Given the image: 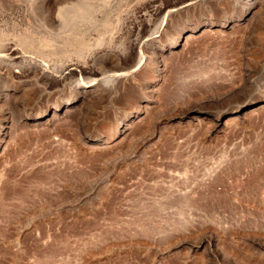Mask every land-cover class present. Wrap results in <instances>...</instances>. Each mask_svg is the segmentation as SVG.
I'll return each instance as SVG.
<instances>
[{"label":"rangeland","instance_id":"374dc122","mask_svg":"<svg viewBox=\"0 0 264 264\" xmlns=\"http://www.w3.org/2000/svg\"><path fill=\"white\" fill-rule=\"evenodd\" d=\"M47 1L0 0V9L20 20L19 34H30L46 18ZM232 7L196 8L173 18L175 26L205 15L231 23L188 35L167 56L156 98L148 97L143 78L157 72L140 69L134 83L130 78L110 96L77 101L50 125L22 126L19 108L38 104L37 97L8 102L17 125L0 146V264H264V177L253 179L264 169V102H256L264 83V0H256L246 24ZM107 24L100 25L103 32ZM92 28L99 30L96 23ZM71 43L68 48L77 49ZM152 49L147 52L159 53ZM114 59L94 61L100 76L135 65ZM1 74L0 92L13 84ZM70 83L53 95L67 98ZM24 88L37 90L31 82ZM140 102L147 105L146 118L111 137L120 110L132 112ZM236 105L249 106L213 132L211 121L189 127L170 120L191 106L209 119ZM208 234L209 243L196 247Z\"/></svg>","mask_w":264,"mask_h":264},{"label":"bare ground","instance_id":"6f19581e","mask_svg":"<svg viewBox=\"0 0 264 264\" xmlns=\"http://www.w3.org/2000/svg\"><path fill=\"white\" fill-rule=\"evenodd\" d=\"M226 3L231 7H235L236 10H234L239 17L237 20L243 21L245 24L251 20V16L255 13L256 0H145L141 3L129 5L123 0H48L46 18L41 21L40 25L37 23L36 29L32 31L33 33L29 31L30 34H25L24 32L23 35L16 31L19 29L16 26L20 20L14 21L11 19L12 15L9 11L0 9V52L3 51L5 53H0V74L5 72L13 78L12 87L3 89L0 92V146L9 133L16 128L17 124L15 125L11 121L10 110L7 105L8 102L12 105L11 102L16 101L14 98L17 99V97L28 98L35 96L38 98V100L35 98L38 104L27 103L19 108L22 110V120L26 121L25 124L22 123V126L31 125L34 127L48 125V123L50 125V122L52 123L58 117H67L77 101L82 102L88 96H110V94L120 91V89L127 87L125 85L128 79L133 78L130 84L137 80L135 77H137V72L140 69H144V72L149 73V75L157 72L152 80L147 77L143 78V80L145 79V85L147 84L149 87L148 97L156 98L164 88L159 81L161 83L164 82L163 74L166 73L165 68L168 67L167 56L175 52L183 41L189 37L188 35L197 33L199 29L212 26L223 28L231 23L227 19H213L210 18L211 16L205 15V17L199 16L195 18L196 20L193 19L186 24L175 26L171 24L173 18L184 12L186 15V13L193 9L196 10V8H201V10L213 9L217 5H225ZM12 6H15V3ZM8 10L17 11L12 8H8ZM66 10L68 11L67 14L64 13ZM107 16H112L111 21L108 22L106 20ZM93 23H96L99 28L98 32H94V28L91 29ZM101 24H107V32H103L102 28H100ZM107 26L105 25V27ZM90 34L91 36H89ZM72 41L75 45L77 43V49L68 48L72 46ZM150 45L157 49L159 53L156 51L147 52V48ZM105 55L115 58L116 62L120 64H127L128 67L134 62L135 65L129 71L126 72L125 70V73L118 72L119 74H114L116 73L114 72L110 75H103L104 77L101 75V77L97 72L98 68L96 69L94 61ZM148 64L150 66L147 67ZM122 67L120 66V68ZM202 69L204 68L202 67ZM74 77L78 79H75L74 83H72V78ZM30 82L37 87V90L24 88ZM192 82L193 84L195 83L194 81ZM66 83H70L69 87L71 89V93L68 91L70 95L68 94L67 98L53 95L52 91ZM194 87L196 88V86ZM190 90L192 91L191 88ZM256 91V100H258L256 102H264V83ZM18 92H20L19 95ZM146 103L148 104V102ZM248 106L236 105L232 108H223L214 113L209 119L202 116L203 113L192 110L191 106V108H187L183 112L180 110L181 115L170 117V120H177L179 124L185 122L189 127H197L203 121H211L208 126L209 131L213 132L217 127L226 126V122L230 117L233 116L234 119ZM132 107V109L130 108L133 110L132 112L120 110L119 116L115 118L116 121L113 123L115 127L111 129V137L123 134L134 123L135 118L142 116V114L146 118V104L143 105V102L135 103ZM11 108L13 110V107ZM163 123L165 122L163 121ZM165 124H168L169 128V123ZM52 130L53 128L49 131ZM173 134L170 137H173ZM183 151L185 153V150ZM262 177H264V169L258 170L253 179L258 181ZM175 182L180 183L178 180ZM169 184L168 186H170ZM181 184L184 189L183 181ZM177 191L180 195H183V192L185 193V190ZM210 236V234L201 236L196 240L195 246L203 245L204 247L206 243H209ZM205 249L203 250L205 251ZM189 250L191 251L193 248H189Z\"/></svg>","mask_w":264,"mask_h":264}]
</instances>
